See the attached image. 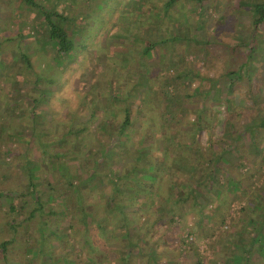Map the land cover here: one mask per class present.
I'll list each match as a JSON object with an SVG mask.
<instances>
[{
    "label": "trees",
    "instance_id": "obj_1",
    "mask_svg": "<svg viewBox=\"0 0 264 264\" xmlns=\"http://www.w3.org/2000/svg\"><path fill=\"white\" fill-rule=\"evenodd\" d=\"M55 1L48 6L36 0L1 4L3 9L11 6L15 14H23L19 8H31L37 14L43 32L41 48L46 45L52 50L51 66L59 70L61 60H74L79 50L87 48L90 36L84 35L87 23L83 22L91 20L89 10H101L104 4L95 0L86 4L89 0H84V5H80L76 4L78 0H72L63 6L60 0ZM182 1L166 0L163 14L168 16ZM188 1L196 3L197 15L202 16V0ZM134 4L135 1L130 3ZM238 6L247 12L252 28L246 40L232 46L231 55L239 61L217 76L208 78L194 73L158 75L153 79L155 75L149 72L148 64L152 58L155 64L161 60L160 46L170 39L172 43L181 41L176 33L180 27L173 25L167 40L149 44L131 41V46L125 45L128 52L136 51L131 54L138 58L127 54L118 57L116 53L106 56L117 59L113 67L107 68L115 77H119L120 65L126 72L135 68V60H139L138 70L132 69L124 84L115 88L108 86L111 79L108 80L107 101L87 107L89 112L82 117L85 122H71L67 127L56 125L50 131L42 128L40 108L47 94L40 85H55L58 81L54 77L33 74V97L11 95L3 101L0 143L6 147L0 160L13 154L10 147L14 142L20 143L21 152L16 149V156H10L12 170L0 173V214L6 218L1 228L4 237L0 242V262L264 264V100L252 92L251 86L262 59L260 52L264 51L256 38L264 23V0H239ZM143 12L136 13L140 16ZM79 27L82 30L78 31ZM199 28L194 24L193 33ZM129 35L136 38V33ZM118 40L125 42L126 38ZM186 40L190 47L197 44L191 38ZM237 48L240 54L234 53ZM21 58L26 69L31 68L28 58ZM143 59L148 64H143ZM1 64L0 76L9 75ZM193 80L205 83L189 93L183 83ZM239 84L244 91L241 101L235 96ZM22 98L26 108L21 106ZM246 98L250 105L243 104ZM215 104H224L222 121L213 110ZM116 108L121 109L120 113H116ZM14 116L20 120L18 130L9 133V119ZM87 119H96L94 127H85ZM217 124L222 129L214 139ZM203 133L207 136L204 146ZM138 134L141 138L136 140ZM155 145L159 147L158 157L152 155ZM58 159L63 161L55 163ZM84 193L97 196L98 205L87 202ZM238 204L240 208L231 215L233 206ZM142 207L146 211H141ZM190 218L196 223L194 230L200 228L196 238L203 234L202 222L212 225L211 233L201 236L213 234L204 260L197 247L192 246L187 251L190 262L180 261L179 246L189 242L187 235V239L174 244L166 241L167 233ZM64 220L67 227L62 235H56L51 225ZM227 220L228 227L223 230ZM105 233L119 240V244H107ZM78 234H83L82 241L75 239ZM55 248H62L63 253L56 254ZM88 251L90 256L84 258Z\"/></svg>",
    "mask_w": 264,
    "mask_h": 264
},
{
    "label": "rangeland",
    "instance_id": "obj_2",
    "mask_svg": "<svg viewBox=\"0 0 264 264\" xmlns=\"http://www.w3.org/2000/svg\"><path fill=\"white\" fill-rule=\"evenodd\" d=\"M2 1L6 2L10 0H0V62L2 63L1 68H6L10 74H3V76H0V87H2L0 88V108L4 106L3 101L8 100L11 95L20 98L21 96L31 98L36 94L33 92L32 88L34 80L33 74H37L40 77H47L48 79L52 77L56 78L55 80L58 82L55 85L47 83H42L40 85L47 94V99L42 103L40 108V114L42 115L40 120L44 123L42 128L45 131H50L49 129H52L56 125L67 127L71 122H85L86 120L83 121L82 117L85 113L87 114V112H89V106L96 102L105 104L107 101L108 91L106 85L108 80L111 79L108 86L110 85L112 88H115L117 85L124 84L126 76L129 75L128 73L132 69L138 70L139 60L133 62V65L136 66L135 68L129 65L132 68H130L128 72L120 65L118 70L119 77H115V74H110L107 69L108 67H113L117 59H107L106 56H111L116 53L118 57H122L121 55L124 54L132 57L134 56L133 54H136L134 50L128 52L129 49L125 46L130 45L131 41L146 42L149 44L158 39L165 38L167 40L171 37V33L169 32L173 29L171 27H173V25H178L180 29L176 32L179 36L177 40L181 41L172 43L173 41L170 42L171 39L167 40L168 42L160 46L161 60L155 64L152 58V61H149L151 65L143 59V64L147 63L149 65V72L155 75L153 78L154 80H156L158 75L180 76L182 74H189L191 76L194 73H200V75L210 78L212 76H217L224 69H227L228 66H235L234 64L239 60H235L231 55L232 46L241 39L246 40L252 28L248 21L247 12L244 9H240L238 6L239 0H202L204 11L202 16L199 17L197 15L199 13L197 12L198 7L196 3L188 0L180 2L177 7L170 11L168 16L163 14V4L166 0H95L96 3L104 4V6L101 10H89V19L93 21L83 22L87 23L83 31L84 35L90 36L87 48L85 50H79L74 60L69 61L65 58L61 60L59 70H55L53 66H51V62H53L52 50L46 45L44 49L41 48V45H43V32L40 28L42 24L37 14H35L31 8L30 10L19 8V10H23V14H15V12L11 11V6H7L3 9L1 4L3 3ZM36 1L38 3L43 2V4L47 6L56 2L55 0ZM71 1L72 0H60L63 6H68ZM83 1L84 0H78L76 4L84 5ZM133 1H135L136 4L130 5ZM85 3L93 4L94 0H89V2ZM97 8H99V6ZM137 10H143L144 12L142 15L138 16L136 13ZM198 18L200 20H198ZM194 24L200 26L199 32L193 33ZM261 27L262 32H259L256 38L258 42L261 41L260 45L264 50V23ZM80 30H82L81 27L78 28V31ZM130 33H136V38L131 37L129 35ZM115 37L117 38L115 39L116 41L113 40V44L109 42L110 39H114ZM123 38H126L125 42L118 40ZM186 38H191V41H194L198 45L196 44L194 48L188 46ZM99 43L102 48H99ZM239 52V48L234 50L236 54H240ZM153 53L156 55L155 50ZM205 53L207 54V59H205ZM260 53H263L262 59L256 66L257 71H255L252 77L251 86L252 92L260 95L261 98L259 99L263 101L264 51ZM22 55L28 58V64L31 68L29 67L27 69H30L32 72L26 69L27 64L21 58ZM134 57L138 58L137 56ZM97 82L98 85L95 86ZM204 83V81L200 82L199 80H193L192 83L188 84V81H184L183 88L185 89L187 87V92L190 93L196 91L195 89L197 87L201 89ZM128 86L129 85H127V87ZM175 88L176 86L173 89ZM203 89H205V87H203ZM243 93L244 91L239 84L235 96L237 98L239 97L240 101L244 98ZM243 104L250 105L251 102L246 98ZM243 104L240 105L243 107ZM21 106L26 108L23 98L21 100ZM134 107L137 109L136 113L140 112V108L137 104L136 106L134 105ZM44 108H46L45 112L43 111ZM224 108V104H215L213 107V110L217 113V118L221 121L225 117ZM120 110L121 109L116 108L115 111L116 113H120L118 112ZM78 116H80V119H76ZM100 116L101 115H99V117ZM249 116L252 117V114H249ZM95 120L90 121L87 119L88 122L85 127L88 129L92 128V126L94 127ZM9 121V133L18 130L17 126L20 120L14 116L9 119ZM25 123L26 118L24 124ZM221 129L222 125L217 124L214 129V139L220 136ZM140 138L141 136H139V134L135 137L136 140ZM206 138V134L203 133L201 137L202 146L205 145ZM105 139H107V136H105ZM31 142L34 145L35 140L33 139ZM19 146H21L20 143L17 144L14 142L10 147L13 154H10L9 157H5L6 159L4 161L2 159L0 160V173H9L12 170V164L10 163L9 165V158L10 156H16V149L21 152ZM5 147L6 145L4 146L0 143V153H2ZM158 148L157 145L152 147V155L154 157L160 155ZM57 151L59 152V150ZM55 161V163L60 164L59 162H62L63 159ZM90 162L91 161H88L87 163ZM84 197L87 199V202L92 205H98L96 202L97 196L94 194L89 195L84 193ZM240 206L241 204L233 206L231 215H233ZM100 210L104 211L106 209L101 208ZM141 211H146V208L142 207ZM147 214L151 215L150 212ZM5 219V216L0 214V242L4 237V232L1 228ZM116 219V217L112 219L114 225L117 223V221H115ZM228 224L229 222L227 220L225 225L222 226V229H227ZM195 225L196 223L194 224L190 218L188 221H185L182 226L173 228L170 233L166 234V241L170 244L179 242V239L183 241L184 236L187 235L189 242H183L181 245L179 244V250L181 252L180 261L187 259L190 262V259L187 258V251L189 247L192 246L197 247L196 251L199 253L202 260L207 256L208 245L213 239V234H208L203 238L201 236L211 233L212 225L209 222H202L201 234L202 232L203 234L200 235V238H196V233H198L200 228L194 230ZM66 227L67 221L64 220L55 223L53 226L51 225V230L56 229L55 234L62 235ZM220 229L219 227L218 230ZM19 230H21V228ZM159 232H163V228H161ZM34 235H36V233ZM82 235L83 234L76 235L75 239L77 237L81 240ZM104 236L107 239V244L113 246L119 244V240L111 239L110 233H105ZM187 238H184V240ZM159 245L162 246L161 244ZM55 253L61 255L63 253L62 248H55ZM89 256L90 252L88 251L83 257L86 258ZM17 259L19 260V256H17ZM161 262L164 264L163 261ZM0 264H3V262H0ZM21 264L26 263L22 262Z\"/></svg>",
    "mask_w": 264,
    "mask_h": 264
}]
</instances>
